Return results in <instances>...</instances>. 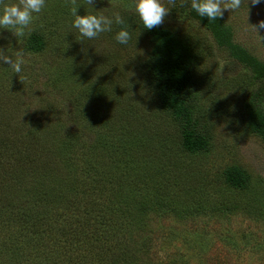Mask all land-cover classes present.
<instances>
[{
    "label": "trees",
    "instance_id": "obj_1",
    "mask_svg": "<svg viewBox=\"0 0 264 264\" xmlns=\"http://www.w3.org/2000/svg\"><path fill=\"white\" fill-rule=\"evenodd\" d=\"M192 16L220 45L229 46L234 58L250 66L257 78H264V62L232 41V30L222 18L209 22L195 11ZM139 23L151 44L148 64L158 103L178 123L173 127L175 138L162 140L160 147L154 143L150 147L144 142L147 132H141L145 128L136 125V116L128 105H122L121 97L118 101L117 96L79 92L71 86L68 69L59 68L52 81L60 88L56 95L67 100L70 109L64 113L55 107L50 115V120L56 119L50 127L54 129L49 136L44 129L42 133L46 139L43 152L51 155L52 147L62 152L61 163L55 168L53 164L43 165L38 157L41 149L36 145L24 150L13 146L11 150L8 142L16 123L0 124V264H91L82 252H95L96 264H150L139 258L149 256L152 213L160 216L172 212L179 219L197 214L220 217L228 211L238 215L247 208L255 213L256 194L250 197V205L242 200L250 174L240 165L214 170L217 175L207 185L193 186L200 171L191 172L188 158L210 148L206 132L198 130L194 118L195 56L168 27L147 30ZM25 41L35 52L47 46L44 35L38 33ZM9 86L0 88V96L13 93L16 87L12 90ZM53 98L55 94L47 96L36 114L44 118ZM246 121L264 140V105L254 96L247 104ZM64 126H68L66 131L56 132V127ZM67 137L71 149L64 140ZM12 151L16 165L5 170L2 153ZM77 167L92 172L91 183L95 175L100 179L82 200ZM217 184H221L219 190L214 189ZM18 196L26 203L15 211L10 201ZM98 200L103 203L94 206Z\"/></svg>",
    "mask_w": 264,
    "mask_h": 264
},
{
    "label": "rangeland",
    "instance_id": "obj_2",
    "mask_svg": "<svg viewBox=\"0 0 264 264\" xmlns=\"http://www.w3.org/2000/svg\"><path fill=\"white\" fill-rule=\"evenodd\" d=\"M163 2L169 12L162 25L181 37L195 56L193 70L197 82L192 89L194 94L191 91L194 118L198 130L206 132L210 145L208 151L193 155L191 160L188 158L191 172L200 171L197 181L191 185H207L217 175L214 170L240 165L250 174V185L242 200L250 205V197L256 194V208L255 213L247 208L238 215L228 211L220 217L197 214L183 219L172 212L160 216L152 213L149 256L139 260L150 264H264V140L250 130L246 121V108L252 96L264 105V78H257L250 66L234 58L229 46L220 45L209 29L192 16L190 0ZM130 3L131 0H97L94 5L96 10L112 5L110 10L121 13L131 34L127 46L117 44L112 33H104L91 41H77L75 30L70 28L69 10L74 6L73 0H47V7L34 21L30 35L42 34L47 40L41 52L26 46L25 38L29 35L18 44L11 32L3 30L0 46L11 41L13 51L20 48L25 61L18 75L6 64L0 65V88L10 84L12 90L16 87L14 90L19 91L0 96V124L4 127L5 122L16 123L14 136L8 142L11 150L13 146L24 150L32 144L41 149L38 157L43 165L53 164L55 168L62 162V152L53 147L51 155L43 152L46 139L42 133L44 129L49 136L54 129L50 127L56 124V119L50 120V115L54 114L55 107H60L64 113L70 109L69 102L56 95L60 88L52 81L59 68L68 69L71 86L79 92H97L100 97L122 99V105H128L136 116V125L145 128L141 132H147L144 142L150 147L153 143L160 147L162 140L175 138L173 127L178 123L158 103L148 64L151 44L140 28L138 17L128 8ZM75 4L81 6L77 9L79 15L90 10L84 0H75ZM222 19L232 30V41L264 62V29L256 32L252 27L264 21V3L254 7L249 4L248 11L242 3L236 12L225 11ZM116 30L118 28L114 27ZM53 94L51 108L42 118L36 112L43 107L45 98ZM67 127H56V132H64ZM64 140L71 149L68 137ZM2 155L5 170L16 165L13 151ZM77 171L83 185L79 197L82 200L100 179L95 175L91 183L92 172L83 167ZM220 188L221 184H217L214 189ZM25 203V199L18 196L10 201V206L18 211ZM102 203L98 200L94 206ZM85 255L87 261L96 264L95 252H82L81 256ZM128 259L137 260L135 257Z\"/></svg>",
    "mask_w": 264,
    "mask_h": 264
},
{
    "label": "clouds",
    "instance_id": "obj_3",
    "mask_svg": "<svg viewBox=\"0 0 264 264\" xmlns=\"http://www.w3.org/2000/svg\"><path fill=\"white\" fill-rule=\"evenodd\" d=\"M97 0H84L89 6V11L84 15L77 14L81 6L75 4L70 8V28L76 32V40H95L104 33H112L114 41L127 46L131 39L128 25L119 11L107 8L96 10L94 5ZM103 2V0H101ZM256 6L264 3V0H190V7L199 17H206L209 22L222 18L225 11L236 12L242 6ZM47 7V0H0V39H3V30H8L16 38L17 43L30 35L33 23L38 19L42 11ZM128 8L134 11L143 29L151 30L162 25L169 8L164 6L163 0H131ZM114 27L118 30L114 31ZM257 32L264 29V21L257 26H252ZM24 54L22 50L13 51L11 41L7 45L0 46V65L6 64L13 74H20L24 66Z\"/></svg>",
    "mask_w": 264,
    "mask_h": 264
}]
</instances>
